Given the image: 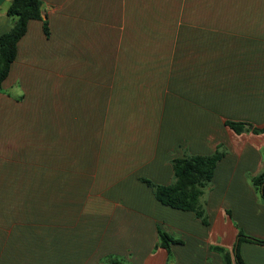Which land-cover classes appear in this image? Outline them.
I'll list each match as a JSON object with an SVG mask.
<instances>
[{"label": "crops", "instance_id": "1", "mask_svg": "<svg viewBox=\"0 0 264 264\" xmlns=\"http://www.w3.org/2000/svg\"><path fill=\"white\" fill-rule=\"evenodd\" d=\"M11 1L0 0V35L12 28ZM39 1L42 20L29 21L0 90V264H225L218 248L236 264L239 232L264 240L253 185L264 134H236L188 101L159 102L156 82L177 56L184 84L206 83L201 40L233 24V86L212 92L241 108L231 121L264 127V47L249 44L264 39V0ZM152 23L183 32L143 30ZM218 149L225 156L202 198L207 224L162 205L142 181L169 185L175 159ZM159 230L182 241L172 261ZM240 257L264 264V246L243 242Z\"/></svg>", "mask_w": 264, "mask_h": 264}, {"label": "trees", "instance_id": "2", "mask_svg": "<svg viewBox=\"0 0 264 264\" xmlns=\"http://www.w3.org/2000/svg\"><path fill=\"white\" fill-rule=\"evenodd\" d=\"M41 2L39 0H12L7 15L12 20V28L9 32L0 35V90L2 83L9 74L11 64L17 55V44L27 31V25L31 20H42ZM44 30L48 35V24L44 21ZM225 125L236 134L251 131L254 134H264V127H254L244 121L227 120ZM225 156L218 149L212 155H196L189 158H180L173 161L174 181L169 185H156L149 180L143 179L152 190L156 199L172 209L193 212L204 224H207L202 198L206 189L211 185L216 167ZM253 185L259 191L264 201V174L253 179ZM161 248L169 253V261H172L171 244L182 243L173 240L169 235L159 230ZM249 242L264 246V240L253 238L239 232L237 243L234 248V261L236 264H245L240 257V245ZM224 253L225 264H231L230 254L218 248ZM106 264H124L117 258L110 257Z\"/></svg>", "mask_w": 264, "mask_h": 264}, {"label": "rangeland", "instance_id": "3", "mask_svg": "<svg viewBox=\"0 0 264 264\" xmlns=\"http://www.w3.org/2000/svg\"><path fill=\"white\" fill-rule=\"evenodd\" d=\"M154 10L156 14L182 13V8L180 7H172L170 9L166 7H157L154 8ZM183 25L184 24L182 23H157L155 25L152 23L149 24V28H145L143 25V30H149V32L163 30L162 32H159L160 36L165 34L167 37H176V35L183 32L180 28ZM229 25L231 26L230 31L226 28H207L206 35L210 38L201 40L206 43V83L200 85L201 79H197L184 84L183 80L180 79L181 75L179 74V71H181L180 66L182 60L175 56V60L172 62H175L176 68H172V66L169 65L158 71L156 88L158 91L159 102H162L163 99L172 100V102L188 101L191 107L200 108L204 110L206 114H210L212 117L215 116L219 123L221 122L223 124L226 120H233V114H237V112L241 111V108L233 106V99H225L224 97H221L220 99L219 96L215 97L212 92L214 86L213 83H216V87H219V89L221 88L223 93H225L224 90H229L231 86H233V38L226 37L227 35H233V24ZM176 41L177 40H174V43H176ZM239 41L242 42V40ZM249 41L250 46L255 48L259 46L264 47V39L254 38ZM245 43L246 40H244V46ZM178 48L180 47L176 44L175 50ZM254 57L258 58L257 55H254ZM234 59L236 62V58ZM167 62L171 61L168 59ZM237 62H240V60ZM254 73L256 72L254 71ZM233 110H236V112Z\"/></svg>", "mask_w": 264, "mask_h": 264}, {"label": "water", "instance_id": "4", "mask_svg": "<svg viewBox=\"0 0 264 264\" xmlns=\"http://www.w3.org/2000/svg\"><path fill=\"white\" fill-rule=\"evenodd\" d=\"M173 264V263H172Z\"/></svg>", "mask_w": 264, "mask_h": 264}]
</instances>
